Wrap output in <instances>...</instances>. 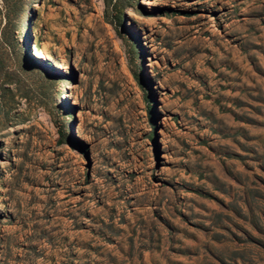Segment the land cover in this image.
<instances>
[{"label": "rangeland", "instance_id": "1", "mask_svg": "<svg viewBox=\"0 0 264 264\" xmlns=\"http://www.w3.org/2000/svg\"><path fill=\"white\" fill-rule=\"evenodd\" d=\"M0 264H264V0H0Z\"/></svg>", "mask_w": 264, "mask_h": 264}, {"label": "bare ground", "instance_id": "2", "mask_svg": "<svg viewBox=\"0 0 264 264\" xmlns=\"http://www.w3.org/2000/svg\"><path fill=\"white\" fill-rule=\"evenodd\" d=\"M35 55H37V57H40V58H43L45 56L42 51H38V50H35Z\"/></svg>", "mask_w": 264, "mask_h": 264}]
</instances>
